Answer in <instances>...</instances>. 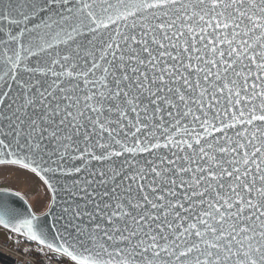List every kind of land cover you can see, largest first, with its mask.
<instances>
[{"label":"snow or ice","instance_id":"6c2138e0","mask_svg":"<svg viewBox=\"0 0 264 264\" xmlns=\"http://www.w3.org/2000/svg\"><path fill=\"white\" fill-rule=\"evenodd\" d=\"M0 229L37 264H264V0H0Z\"/></svg>","mask_w":264,"mask_h":264},{"label":"built area","instance_id":"2783aa9c","mask_svg":"<svg viewBox=\"0 0 264 264\" xmlns=\"http://www.w3.org/2000/svg\"><path fill=\"white\" fill-rule=\"evenodd\" d=\"M26 247L27 245L17 244L11 239L0 238V264H37L42 260L35 250L25 253Z\"/></svg>","mask_w":264,"mask_h":264},{"label":"rangeland","instance_id":"374dc122","mask_svg":"<svg viewBox=\"0 0 264 264\" xmlns=\"http://www.w3.org/2000/svg\"><path fill=\"white\" fill-rule=\"evenodd\" d=\"M10 179L13 180V182H15V178L14 177H12ZM15 186L18 187L19 190L22 193L25 192V191H27V188L24 185H22V184H16ZM0 238H7V233L5 231L1 230L0 231Z\"/></svg>","mask_w":264,"mask_h":264}]
</instances>
